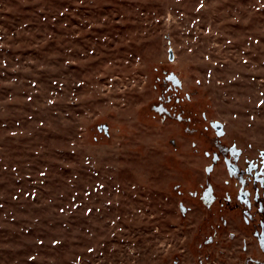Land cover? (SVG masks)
<instances>
[{"label":"rangeland","instance_id":"rangeland-1","mask_svg":"<svg viewBox=\"0 0 264 264\" xmlns=\"http://www.w3.org/2000/svg\"><path fill=\"white\" fill-rule=\"evenodd\" d=\"M243 186L264 0H0V264H264Z\"/></svg>","mask_w":264,"mask_h":264},{"label":"flooded vegetation","instance_id":"flooded-vegetation-1","mask_svg":"<svg viewBox=\"0 0 264 264\" xmlns=\"http://www.w3.org/2000/svg\"><path fill=\"white\" fill-rule=\"evenodd\" d=\"M211 126L214 128V126L211 123ZM215 129V128H214ZM217 134V133H216ZM229 154L233 156V160L236 159V156L238 155V150L235 148H229ZM228 172L232 175L236 174L238 172V167L235 163L230 161L228 158H225L224 160ZM209 167V166H208ZM207 167V168H208ZM206 168V169H207ZM212 169V166H211ZM260 184H263L262 181H259ZM210 184H207V186L204 188V190L201 192V201L205 206H210L215 201V195L213 194V189L211 187V190L208 191V186ZM235 201L236 205L242 206L246 212L244 215V221L246 223H250V219L252 218V215L255 216L257 214L263 215V218L259 219L258 221V229L254 231L255 236L258 237V244L260 247L264 245V204L262 201L258 198V190L254 189L253 191L250 188L241 187L237 190V194L235 195ZM253 210H256L253 214Z\"/></svg>","mask_w":264,"mask_h":264},{"label":"water","instance_id":"water-1","mask_svg":"<svg viewBox=\"0 0 264 264\" xmlns=\"http://www.w3.org/2000/svg\"><path fill=\"white\" fill-rule=\"evenodd\" d=\"M170 58H171V54H170ZM172 82L173 84H178L179 85V82L178 80H176V78H173L172 79ZM212 125L214 126L215 130H216V133L217 135H221L223 133V128H222V124L220 122H213ZM211 170V166H209L207 169H206V172H209ZM211 190V187L210 185L208 186V191Z\"/></svg>","mask_w":264,"mask_h":264}]
</instances>
